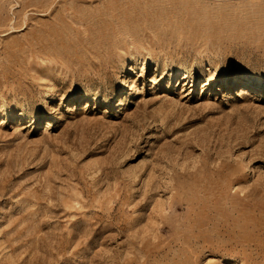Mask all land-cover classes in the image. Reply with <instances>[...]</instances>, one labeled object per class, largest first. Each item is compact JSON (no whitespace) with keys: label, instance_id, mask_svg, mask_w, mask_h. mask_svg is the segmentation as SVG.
Segmentation results:
<instances>
[{"label":"rangeland","instance_id":"rangeland-1","mask_svg":"<svg viewBox=\"0 0 264 264\" xmlns=\"http://www.w3.org/2000/svg\"><path fill=\"white\" fill-rule=\"evenodd\" d=\"M0 264H264V0H0Z\"/></svg>","mask_w":264,"mask_h":264},{"label":"bare ground","instance_id":"bare-ground-1","mask_svg":"<svg viewBox=\"0 0 264 264\" xmlns=\"http://www.w3.org/2000/svg\"><path fill=\"white\" fill-rule=\"evenodd\" d=\"M248 81V80H247ZM246 82V80H239L238 83Z\"/></svg>","mask_w":264,"mask_h":264}]
</instances>
